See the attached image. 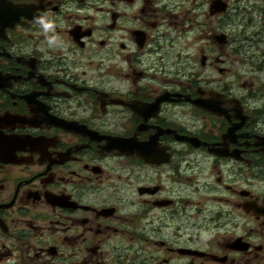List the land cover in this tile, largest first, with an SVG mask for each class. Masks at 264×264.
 <instances>
[{
	"label": "flooded vegetation",
	"instance_id": "1",
	"mask_svg": "<svg viewBox=\"0 0 264 264\" xmlns=\"http://www.w3.org/2000/svg\"><path fill=\"white\" fill-rule=\"evenodd\" d=\"M231 7L0 0V264H264V0Z\"/></svg>",
	"mask_w": 264,
	"mask_h": 264
},
{
	"label": "rangeland",
	"instance_id": "2",
	"mask_svg": "<svg viewBox=\"0 0 264 264\" xmlns=\"http://www.w3.org/2000/svg\"><path fill=\"white\" fill-rule=\"evenodd\" d=\"M238 1H239V5H241V4L243 5L248 0H245V1L243 0V2H241V0H231V2H232L231 16L233 18L232 23H235L232 25L239 28V29L238 28L232 29L231 33L234 32L236 35L239 34V31H242V27H243V22L242 23L240 22L241 16L235 17L234 12H233L234 8L236 7V2H238ZM254 2H255V0H251V3H254ZM245 33H248L247 34V40L248 41L243 42L244 54L243 53L242 54L246 55L250 58H253L254 59V65H259L261 63V62L259 63V61L260 60L263 61L262 57L264 55V33L262 35L257 34V33H259V30H257L256 28L246 30ZM184 46H185V44H184ZM259 71L260 70L256 71V72H258L257 73L258 80L260 82H264V71H260V72Z\"/></svg>",
	"mask_w": 264,
	"mask_h": 264
},
{
	"label": "clouds",
	"instance_id": "3",
	"mask_svg": "<svg viewBox=\"0 0 264 264\" xmlns=\"http://www.w3.org/2000/svg\"><path fill=\"white\" fill-rule=\"evenodd\" d=\"M34 20L36 23H38L39 25H41L43 31L45 33H48L49 31L51 30H54V25L51 21H49L46 16H40V15H37V16H34ZM49 43L51 44L52 43V40L50 39L49 40Z\"/></svg>",
	"mask_w": 264,
	"mask_h": 264
},
{
	"label": "water",
	"instance_id": "4",
	"mask_svg": "<svg viewBox=\"0 0 264 264\" xmlns=\"http://www.w3.org/2000/svg\"><path fill=\"white\" fill-rule=\"evenodd\" d=\"M225 10H226V5H222V7L220 8V12H224ZM215 38L218 40H222L221 42H225L227 36L225 34H218L215 36Z\"/></svg>",
	"mask_w": 264,
	"mask_h": 264
},
{
	"label": "trees",
	"instance_id": "5",
	"mask_svg": "<svg viewBox=\"0 0 264 264\" xmlns=\"http://www.w3.org/2000/svg\"><path fill=\"white\" fill-rule=\"evenodd\" d=\"M236 37H238V35H240V33L238 34V35H236L235 33H233ZM232 34V37L233 38H236L234 35ZM242 40L239 38V43H240V47H237V50H236V54H239V49L241 48V46L243 47V45H242Z\"/></svg>",
	"mask_w": 264,
	"mask_h": 264
}]
</instances>
